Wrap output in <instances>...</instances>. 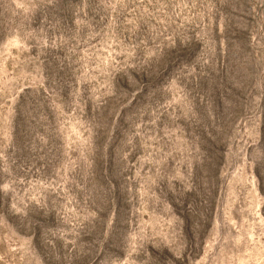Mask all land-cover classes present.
Listing matches in <instances>:
<instances>
[{"label":"rangeland","instance_id":"374dc122","mask_svg":"<svg viewBox=\"0 0 264 264\" xmlns=\"http://www.w3.org/2000/svg\"><path fill=\"white\" fill-rule=\"evenodd\" d=\"M0 264H264V0H0Z\"/></svg>","mask_w":264,"mask_h":264}]
</instances>
